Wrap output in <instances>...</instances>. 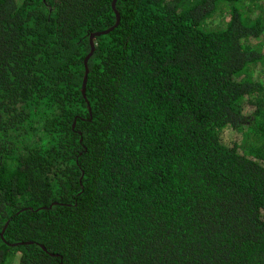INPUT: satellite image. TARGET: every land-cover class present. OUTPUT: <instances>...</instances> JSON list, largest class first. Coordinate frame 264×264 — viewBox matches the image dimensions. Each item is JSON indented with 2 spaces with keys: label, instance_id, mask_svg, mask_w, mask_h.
<instances>
[{
  "label": "trees",
  "instance_id": "trees-1",
  "mask_svg": "<svg viewBox=\"0 0 264 264\" xmlns=\"http://www.w3.org/2000/svg\"><path fill=\"white\" fill-rule=\"evenodd\" d=\"M112 1L0 0V264H264V0Z\"/></svg>",
  "mask_w": 264,
  "mask_h": 264
},
{
  "label": "water",
  "instance_id": "water-1",
  "mask_svg": "<svg viewBox=\"0 0 264 264\" xmlns=\"http://www.w3.org/2000/svg\"><path fill=\"white\" fill-rule=\"evenodd\" d=\"M116 1H117V0H113V1H112V7H113V8H114V6H115ZM116 16H117V18H116V25H117V24H118V21H119V15L116 14ZM116 25H115V26H116ZM115 26H114V27H115ZM111 29H112V28H110L109 30H107V31H105V32H102V34L109 32ZM99 34H101V33H95V34H93V36H98ZM93 36H92V37H93ZM92 37H91V40H90V43H91V44H92V39H93ZM93 51H94V48L92 47L90 53L88 54V56H87V57L85 58V60H84L85 76H84L83 84H82V94H83V95L85 94V86H86L87 73H88L87 61H88V59L90 58V56L92 55ZM89 109H90V108H89Z\"/></svg>",
  "mask_w": 264,
  "mask_h": 264
},
{
  "label": "rangeland",
  "instance_id": "rangeland-1",
  "mask_svg": "<svg viewBox=\"0 0 264 264\" xmlns=\"http://www.w3.org/2000/svg\"><path fill=\"white\" fill-rule=\"evenodd\" d=\"M222 19L221 20H214L213 22H211L210 23V26H212V27H218L219 25H221V23H222Z\"/></svg>",
  "mask_w": 264,
  "mask_h": 264
}]
</instances>
